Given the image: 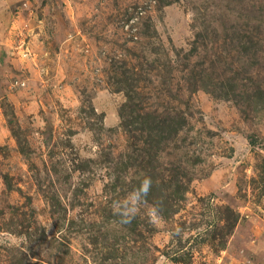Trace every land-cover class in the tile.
I'll return each mask as SVG.
<instances>
[{"label":"rangeland","instance_id":"obj_1","mask_svg":"<svg viewBox=\"0 0 264 264\" xmlns=\"http://www.w3.org/2000/svg\"><path fill=\"white\" fill-rule=\"evenodd\" d=\"M0 264H264V0H0Z\"/></svg>","mask_w":264,"mask_h":264},{"label":"clouds","instance_id":"obj_2","mask_svg":"<svg viewBox=\"0 0 264 264\" xmlns=\"http://www.w3.org/2000/svg\"><path fill=\"white\" fill-rule=\"evenodd\" d=\"M151 185V180L150 179H145L139 189L140 193L147 194L149 187Z\"/></svg>","mask_w":264,"mask_h":264}]
</instances>
